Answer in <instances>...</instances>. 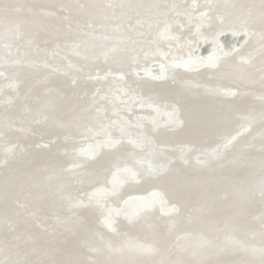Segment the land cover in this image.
<instances>
[{
	"label": "bare ground",
	"instance_id": "1",
	"mask_svg": "<svg viewBox=\"0 0 264 264\" xmlns=\"http://www.w3.org/2000/svg\"><path fill=\"white\" fill-rule=\"evenodd\" d=\"M0 264H264V0H0Z\"/></svg>",
	"mask_w": 264,
	"mask_h": 264
},
{
	"label": "water",
	"instance_id": "2",
	"mask_svg": "<svg viewBox=\"0 0 264 264\" xmlns=\"http://www.w3.org/2000/svg\"><path fill=\"white\" fill-rule=\"evenodd\" d=\"M218 67V66H217Z\"/></svg>",
	"mask_w": 264,
	"mask_h": 264
}]
</instances>
